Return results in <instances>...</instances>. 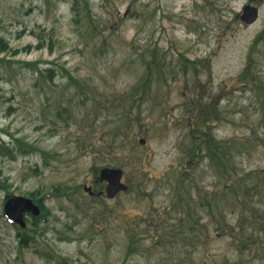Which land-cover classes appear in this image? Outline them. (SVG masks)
I'll return each mask as SVG.
<instances>
[{
  "label": "rangeland",
  "instance_id": "1",
  "mask_svg": "<svg viewBox=\"0 0 264 264\" xmlns=\"http://www.w3.org/2000/svg\"><path fill=\"white\" fill-rule=\"evenodd\" d=\"M255 1L0 0L10 47L0 53V264H264V235L259 248L245 239L232 191L264 183V36L261 88L237 80L264 28ZM246 5L260 13L249 26ZM149 62L166 80L154 69L134 104ZM212 105L204 130L232 143L222 178L205 160L190 168L186 154ZM123 112L131 129L118 149ZM103 168L121 169L128 190L108 199ZM8 194L48 196L47 221L26 217L25 247L4 215Z\"/></svg>",
  "mask_w": 264,
  "mask_h": 264
},
{
  "label": "trees",
  "instance_id": "2",
  "mask_svg": "<svg viewBox=\"0 0 264 264\" xmlns=\"http://www.w3.org/2000/svg\"><path fill=\"white\" fill-rule=\"evenodd\" d=\"M255 0H253L254 2ZM261 1V0H260ZM256 3V1H255ZM264 36V28L261 30V32L257 35L253 43L251 44V47L248 52L247 57V64L243 71L239 74L237 77V80L241 82V84H244L245 86H250L249 88H256L260 89V77L254 72L253 66H254V50L257 48V44L262 40ZM10 47L8 46V43L3 39L0 38V53L10 50ZM17 53V52H14ZM1 61V59H0ZM190 61L188 59L182 58L181 62V70L184 74H188V72L192 69V67L189 66ZM194 72H196L195 66H193ZM156 70L157 73H159L163 80H166V72L164 69H162V66L156 65L155 62H149L146 66V72L145 76L143 77L142 81L138 84L137 90H135L134 93L137 92V96L135 97V94H131V97L134 98V104L136 102L142 101V98L145 96V94L150 89V76L153 70ZM197 73V72H196ZM142 97V98H141ZM213 106V105H212ZM125 115L124 121H127L126 127L122 130H116L114 133V136L117 137V148L120 149L123 146V142L125 139L129 138V133L131 129V122L129 121V113L123 112ZM121 115V114H120ZM217 116V109L213 106L212 110H199L198 118L199 123H197L196 127L200 128V132L196 134L195 137L192 139V144L188 148L187 158H188V164L190 168H193V165H197L199 160H205L209 162L210 166H213L215 169L219 170V177H227V175H231L227 168H233L234 164H231L233 161L232 153H231V145L232 143L224 142L217 140L215 137L212 136L211 133H207L203 128V123H206L208 119H213V117ZM201 119V122H200ZM203 122V123H202ZM199 124V126H198ZM198 130V129H197ZM22 146V145H21ZM233 147H236L235 143H233ZM28 151L30 152L33 150V147H28ZM8 150V147L5 144H0V154ZM241 150V149H239ZM27 152V151H24ZM12 151H9V154H12ZM227 186V185H226ZM247 189L245 193L242 196L238 195V190L236 189V186L232 185V191L234 194V198L237 201V209L240 208V218L237 220V223L239 224L240 229L242 232H244V237L246 240H249L252 244H255L256 247H260L261 240V234L264 235V202L261 200V191L264 190V183L258 182L252 187H249L247 185ZM2 189H6V187H1ZM261 190V191H260ZM60 195V189L56 188L55 192H53L51 195L48 196H58ZM12 195H9L6 197H10ZM42 195L41 197L36 198L35 195L30 194V197L33 198V201L38 204L41 208V215L38 218H34L32 223V226H36L39 222L47 221L48 216L50 215L49 209L44 205L43 200L48 197ZM254 196H257L254 198ZM94 197H98L95 196ZM259 198V201L257 200ZM259 204V205H258ZM247 215V216H245ZM18 231V235L20 237V245L21 247H25L28 245L27 240L31 239L30 235L28 234L27 230H21L20 228L16 227ZM242 236V237H243ZM60 264H68V262L65 260L61 262Z\"/></svg>",
  "mask_w": 264,
  "mask_h": 264
},
{
  "label": "water",
  "instance_id": "3",
  "mask_svg": "<svg viewBox=\"0 0 264 264\" xmlns=\"http://www.w3.org/2000/svg\"><path fill=\"white\" fill-rule=\"evenodd\" d=\"M259 17V10L257 7L247 5L243 8L241 14V21L247 25H251L257 21ZM141 144H144V139L140 140ZM123 171L120 169L104 168L100 171L99 181H105V193L110 199L114 198L118 193L124 192L128 187L122 182ZM84 190L89 194H92L88 187ZM4 213L9 220L19 225L21 228L26 227L24 216L26 213H30L32 216L40 215V208L33 203L29 198L22 196H14L8 199L4 205Z\"/></svg>",
  "mask_w": 264,
  "mask_h": 264
}]
</instances>
